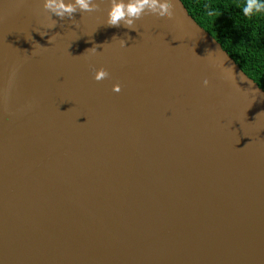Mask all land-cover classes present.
I'll return each mask as SVG.
<instances>
[{"label":"water","instance_id":"95a60500","mask_svg":"<svg viewBox=\"0 0 264 264\" xmlns=\"http://www.w3.org/2000/svg\"><path fill=\"white\" fill-rule=\"evenodd\" d=\"M170 2L0 0V264H264V90Z\"/></svg>","mask_w":264,"mask_h":264},{"label":"trees","instance_id":"16d2710c","mask_svg":"<svg viewBox=\"0 0 264 264\" xmlns=\"http://www.w3.org/2000/svg\"><path fill=\"white\" fill-rule=\"evenodd\" d=\"M241 69L264 90V16L244 17V0H182Z\"/></svg>","mask_w":264,"mask_h":264},{"label":"clouds","instance_id":"9594fccd","mask_svg":"<svg viewBox=\"0 0 264 264\" xmlns=\"http://www.w3.org/2000/svg\"><path fill=\"white\" fill-rule=\"evenodd\" d=\"M41 2L47 13L46 22L43 24L44 29H51L56 26L57 21L53 19V16L63 19L67 15L72 18V14L77 10L85 13L98 7L97 0H41ZM240 11L244 17L264 16V0H244L240 6ZM145 12H149L161 20H166L173 16V7L170 0H111V7L108 9L105 23L108 26L118 27L123 25L128 29H136V21ZM72 23L77 24L75 20H72ZM40 35L44 36L46 32L40 31ZM49 39L52 41V37ZM117 40L120 47H126L125 39ZM86 51L96 53L98 52L97 46H93ZM108 76L109 72L106 68L94 69L95 80L99 81ZM202 83L203 86L207 87L209 80L204 79ZM113 90L119 92L121 85L119 83L114 84Z\"/></svg>","mask_w":264,"mask_h":264}]
</instances>
